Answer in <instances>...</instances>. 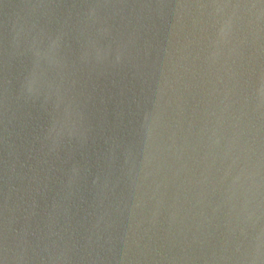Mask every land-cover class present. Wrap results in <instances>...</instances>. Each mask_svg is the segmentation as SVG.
<instances>
[{"label":"water","instance_id":"1","mask_svg":"<svg viewBox=\"0 0 264 264\" xmlns=\"http://www.w3.org/2000/svg\"><path fill=\"white\" fill-rule=\"evenodd\" d=\"M0 264H264V0H0Z\"/></svg>","mask_w":264,"mask_h":264}]
</instances>
